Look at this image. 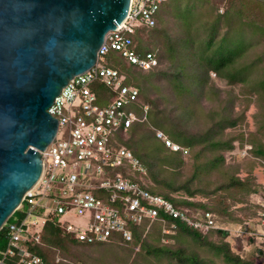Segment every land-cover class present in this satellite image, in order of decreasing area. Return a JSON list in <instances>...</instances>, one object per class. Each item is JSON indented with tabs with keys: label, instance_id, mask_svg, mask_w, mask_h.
<instances>
[{
	"label": "trees",
	"instance_id": "trees-1",
	"mask_svg": "<svg viewBox=\"0 0 264 264\" xmlns=\"http://www.w3.org/2000/svg\"><path fill=\"white\" fill-rule=\"evenodd\" d=\"M223 1L227 6L220 13L219 1L168 0L154 27L137 28L132 37L134 47L141 55L154 53L159 60L156 68L143 71L125 61L116 63L111 53L108 55L107 64L120 69L126 75L125 83L137 87L140 98L150 106L148 121L119 132L113 146L127 148L142 162L147 170L144 187L152 194L176 207L189 208L192 214L211 213L216 223L220 219L246 227L251 217L263 222L264 205L256 206L258 213L249 210L256 183L241 178L240 167L228 164L224 153L239 141L242 146L248 144L251 158L264 165V0ZM215 79L228 89L219 87ZM92 90L101 106L112 96L99 82ZM252 104L257 107V129L245 138L237 129L247 123ZM153 128L186 150L188 160H184L183 151L174 152L157 139ZM235 203L248 205L235 213ZM160 220H147L132 228L131 258L121 264H264V242L256 249L258 262L255 254L243 256L240 252L246 238L242 233L237 236L239 251H235L229 242L213 239L214 235L226 236L224 229L218 227L203 235L179 219H170L177 229L165 234ZM156 222L161 228L150 237ZM4 239L5 229L0 231V240ZM164 239H175L177 244H162ZM191 242L194 247L187 246ZM111 243L122 246L117 242H80L50 221L41 243L30 248L44 264H70V247Z\"/></svg>",
	"mask_w": 264,
	"mask_h": 264
},
{
	"label": "built area",
	"instance_id": "built-area-1",
	"mask_svg": "<svg viewBox=\"0 0 264 264\" xmlns=\"http://www.w3.org/2000/svg\"><path fill=\"white\" fill-rule=\"evenodd\" d=\"M167 2L131 0L125 22L106 35L97 64L71 80L54 100L48 112L58 120V132L41 152V178L16 210L23 218L11 221L14 212L1 229H5L8 242L0 250V264H44L30 246L41 243L50 221L87 244L132 243L133 227L160 217L165 234L177 229L170 219H179L203 235L218 228L211 213L192 214L189 208L176 207L149 192L144 187L147 170L142 162L127 148L113 146L119 132L126 133L134 123L148 121L150 106L140 98L137 87L125 83L126 75L120 69L107 64V57L114 51L140 70L158 67L156 55L139 54L132 37L139 27H154L157 14ZM97 82L112 94L104 106L99 105L92 90ZM154 130L166 147L187 154L163 131ZM116 169L121 171L113 174ZM262 216L264 219V213ZM73 218L81 224H72Z\"/></svg>",
	"mask_w": 264,
	"mask_h": 264
},
{
	"label": "water",
	"instance_id": "water-1",
	"mask_svg": "<svg viewBox=\"0 0 264 264\" xmlns=\"http://www.w3.org/2000/svg\"><path fill=\"white\" fill-rule=\"evenodd\" d=\"M131 0H0V231L43 173L58 120L49 112L92 69Z\"/></svg>",
	"mask_w": 264,
	"mask_h": 264
},
{
	"label": "rangeland",
	"instance_id": "rangeland-1",
	"mask_svg": "<svg viewBox=\"0 0 264 264\" xmlns=\"http://www.w3.org/2000/svg\"><path fill=\"white\" fill-rule=\"evenodd\" d=\"M212 2L219 1L220 5L222 6L220 9V13L225 10L227 6V2L222 0H211ZM160 13L157 14V18H159ZM146 29V28H144ZM142 37H146L145 34H142ZM110 58L115 61L116 63H122L123 61L126 62L125 59H123L118 53L111 52ZM143 74V73H142ZM146 73H144L145 75ZM131 75V74H130ZM143 75V77H145ZM215 77V75H212ZM146 78V77H145ZM216 80V79H215ZM216 83L221 88H226L225 83L216 80ZM238 89V88H237ZM257 111V107L255 104H252L250 109L247 112V123L237 129V133H244L245 138L248 137V135L251 132H256L257 126L256 121L254 118V115ZM138 113V110H136ZM251 147L248 144H245L244 146L241 145L239 141H236L234 143V149L231 151H227L224 153L226 162L228 164H235L240 167L238 175L241 178H251L254 183H256L257 192L253 193L250 198V204L247 203H235L234 207H232V210L236 211L235 213H239V210L241 211L244 207L247 205L251 207L250 211H257L258 213V204L264 205V165L260 161H254L253 158L249 155L248 150ZM188 155H184V160H188ZM184 175L186 176V173L184 172ZM184 176V177H185ZM177 198L179 195H175ZM180 197V196H179ZM201 198H198V200ZM248 207V208H249ZM260 211V210H259ZM260 214V213H259ZM23 214L21 212H15L16 219L23 218ZM257 217V216H256ZM71 223L74 225L81 224V220L78 218H73L71 220ZM262 221L255 217H251L250 220H248L245 224L246 227H244L241 224H234L232 222H226L222 221L220 219H217V225L219 228L226 230L228 233L226 236H213L214 240L217 239H223L226 242H229L232 246V248L235 251H239V249L236 247L237 245V236L242 233V236L245 238L243 239V248L240 251L243 256H248L256 253V249L258 247L262 246V243L264 242V226ZM161 223L156 222L152 225L151 228V236L156 233V231L160 230ZM252 236V237H251ZM251 237V238H248ZM8 240H0V250H4L7 245ZM162 244H177V240L173 239L167 240L164 239L161 240ZM187 246L194 247V244L186 243ZM105 244L101 246H86L85 249L77 248V246L70 247L69 250L72 252L71 255L68 256V260L70 264L73 262V264H121V262H124V260L131 258L132 251L129 247H131V243L128 244ZM129 245V246H128ZM79 256V257H78ZM255 259L260 261L256 257V254L254 255ZM139 255L135 257L136 261L138 260Z\"/></svg>",
	"mask_w": 264,
	"mask_h": 264
}]
</instances>
